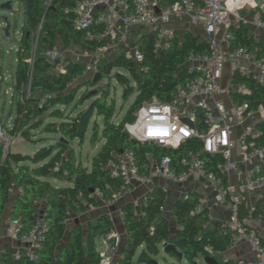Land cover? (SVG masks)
<instances>
[{
	"label": "trees",
	"instance_id": "16d2710c",
	"mask_svg": "<svg viewBox=\"0 0 264 264\" xmlns=\"http://www.w3.org/2000/svg\"><path fill=\"white\" fill-rule=\"evenodd\" d=\"M23 9L25 35L21 49H17V65L11 82L7 85L13 91L14 119L7 129L9 136H20L26 141L33 139V131L43 125L42 131L60 134V138L52 144L39 148L33 156L12 152L8 149L3 156L0 144V232L1 215L12 198L13 190L20 189L14 197L11 207L12 219H19L20 230L26 232L38 220V209L44 203L43 220L46 222L45 237L37 250L38 259L31 261L25 256L15 259L12 250L8 249L0 255L3 264H99L101 256L94 245L95 236L103 233L100 223L89 226L84 238L81 226L74 223L68 226L67 219L71 211L83 210L86 204H94L93 191H99L101 197L108 201L114 193L125 185L119 178L112 177L105 168L108 159L125 149L133 151L136 163L144 170L149 162V155L156 158L167 154L172 157L174 166L180 168L178 159L184 149L197 146L193 140H188L178 149L166 148L154 143L140 142L130 137L124 128L126 123H132L135 112L143 103L156 98L168 102L175 93V88L183 84L189 75L181 69L189 51H207L208 44L197 36L186 33L183 39L174 36L170 48L156 53L154 50L155 35L147 32L140 37L137 44L143 53V60L136 64L124 53L118 54L112 60H101L96 67L99 76L96 81L84 80L75 84L76 80L85 76V64L82 61L68 60L61 66L48 60L43 54L32 58V36L36 30L35 39L42 49L55 45L62 48L75 47L82 52L93 53L108 45L109 40L87 37L86 32L77 29L72 21L75 16L76 0H15ZM129 3L132 0H127ZM174 0H168L171 4ZM161 3V1H160ZM264 20V12L260 13ZM100 28V27H98ZM229 46L257 45L264 50V40L255 41L248 35L246 26L231 27ZM149 39L145 40L144 37ZM121 67L129 76L114 73L112 68ZM122 86V98L126 101L134 95V100L128 111L118 122L113 121L115 100L109 97L111 79ZM249 87L246 94H237L238 99L247 101L252 108L264 102V86L252 84L246 78H240ZM95 93L83 91L81 88L97 85ZM27 86V89H24ZM95 96L92 112L102 118V127L93 123L90 144L95 145L97 139L103 143L92 158L90 168L77 161L72 143L77 137V124L80 111L73 115L76 108L84 101ZM95 102V103H94ZM72 105L69 114H64L59 105ZM201 117L200 114H198ZM45 117L57 118L60 121L44 122ZM89 121L86 124L88 128ZM264 134V124H260ZM264 142L263 138L260 140ZM206 159V169L225 179L216 168L218 156L203 154ZM33 163L31 167L28 163ZM58 170H54L56 165ZM65 179L70 186L54 187L47 179ZM200 193L191 191L183 199L173 201L170 210L174 221L164 213L167 200L166 191L160 186L151 189L150 198L140 204L141 215L136 216L131 203L121 207L123 223L127 231V247L123 258L118 264H153L163 243H173L177 251L182 252V258L193 263L198 255H213L229 245L230 231H222L219 223L207 226L206 209L193 213L192 209L201 199ZM249 209L260 212L264 209V193L259 203L250 207L242 202L239 216L242 218ZM174 222V224H173ZM176 226L175 229L172 227ZM140 248V250H139ZM168 255L180 258L175 252ZM235 264V263H225Z\"/></svg>",
	"mask_w": 264,
	"mask_h": 264
},
{
	"label": "built area",
	"instance_id": "2783aa9c",
	"mask_svg": "<svg viewBox=\"0 0 264 264\" xmlns=\"http://www.w3.org/2000/svg\"><path fill=\"white\" fill-rule=\"evenodd\" d=\"M253 4L248 0H174L164 12L157 13L149 0H132L130 3L127 0H76L72 21L77 29L86 32L87 37L109 39L108 45L96 52H83L74 59L85 64V74L93 75L101 61V50L125 43L138 27L154 33L156 53L170 48L175 33L167 28V23L176 17H187L203 31L207 51H189L181 67L189 78L176 86L170 101L161 102L153 98L143 102L135 112L134 121L126 123L124 128L137 141L166 148L178 149L188 140L197 143L195 147L184 149L178 159V170L172 157L164 154L157 159L156 172L160 177L172 181V184L209 182L216 191L213 206L228 205V216L217 219V223L220 230L230 231L229 245L245 241L257 256L256 260L240 259L235 264H264V241L257 230L264 220V209L260 212L249 209L242 218L239 216L241 195L258 184L252 181L264 169V142L260 141L264 134L259 127L264 124V102L252 108L247 101L235 100L230 95L231 90L243 94L249 92L247 83L240 78L264 86V50L257 45L229 46L231 27L253 24L264 28V20L259 15L247 19L239 14V11ZM222 29L227 31L224 46L217 38V33ZM62 55L57 48H49L43 53L54 62L61 60ZM124 55L136 64L143 60L137 42H131L125 48ZM227 65L232 67V77L223 84L221 80ZM183 118L190 120L194 126L183 122ZM0 144L4 156L9 149L10 139L2 132L1 123ZM203 154L220 158L216 168L224 180L206 169ZM148 163L141 170L130 149L122 150L108 159L105 168L125 185L106 203L112 204L130 193V184H149L152 176L146 171ZM58 168L57 164L54 170ZM241 168L245 171L246 187L242 183H230V176ZM93 195L99 197L101 194L93 191ZM133 202L138 205L137 200ZM203 209H206V217L213 219L211 206L208 207L204 200L194 205L192 212L198 213ZM46 227V222L38 218L29 230L22 232L19 219H11L5 230L0 232V238L7 235L19 240L21 248L14 251L13 258L25 256L36 261ZM99 264H107V259L101 258Z\"/></svg>",
	"mask_w": 264,
	"mask_h": 264
},
{
	"label": "crops",
	"instance_id": "0c3cea01",
	"mask_svg": "<svg viewBox=\"0 0 264 264\" xmlns=\"http://www.w3.org/2000/svg\"><path fill=\"white\" fill-rule=\"evenodd\" d=\"M149 1L154 5L157 13L164 12L169 5L168 0H149ZM248 1L249 3H254V4L253 6L247 7L246 10L248 11L249 14L247 16H244L245 18L250 19V17L254 15L260 16V13L264 12V0H248ZM167 28L172 29L175 33V36L178 37L179 39H183L186 33H191L194 36H197L199 40L207 41L203 31L199 28V26L192 23L187 17H184V16L176 17L173 20H171L169 23H167ZM246 28L248 31V35L254 38L255 41L264 40V28H259L253 24L247 25ZM226 32H227L226 30L224 31L222 29L217 33V38L219 36L218 39L221 41V45L223 46L225 45L224 35ZM144 34H146L145 29L138 27L133 31V33H131L129 40H131V42H137L138 39L142 37ZM58 49L62 51L60 48V45H58ZM66 54L69 55V53H66ZM64 62L65 61H63L62 63ZM59 66H61V64ZM231 68L232 67L230 65L226 66L224 70L223 78L221 80L223 84H225L228 81V79L232 77L230 74ZM236 92L237 91L235 90H231V93H230L232 98H234L235 100L238 99ZM259 124L260 123H258V125ZM43 133L52 134L49 132H43ZM52 143L53 141L48 143L47 145L45 143H42V144H44L45 146H48ZM102 143H103V140H101L99 143L96 142L93 147H98V150H99ZM21 154L29 155L27 153H21ZM33 155H30V156H33ZM157 159L158 158L152 155H149V163H148L149 167L146 169V171L149 172L152 176L151 182L149 184L147 185L130 184L129 186L132 188V191L128 194H125L121 199L116 200L112 204H107L106 200H104L101 197V195L99 197L95 196L94 204H86L85 209L78 210L76 212L74 211L70 212L69 218L67 219L68 226L74 223L79 224L81 226V230H82L84 238L87 235L86 233H87L89 226H94L97 223H100L101 230L103 231V233L95 236L94 245H95L96 250L99 252L101 258L107 259V264H118L119 261L123 258V253L127 247L128 235H127V231L124 226V223H123V216L121 212L122 205L124 203H131L135 211V215L140 216L141 215V211H140L141 201L147 202L149 200V199L147 200L145 199V195L147 194L148 191L151 190L152 185L162 187L166 191L167 199L169 198V196L172 197V202L176 201L177 199L185 198L187 194L191 191H196L200 193L201 195L200 199L204 200L208 207L211 206V210L213 213V219H208L207 224H206L207 226L214 225L215 223H217V219L226 216L227 212L225 210L226 209L228 210V205H221L219 207L213 206L211 195L214 196L216 194V191H214V189H213V192H209V190H207L206 188L208 184L207 181H204V180L199 181V182L188 181L183 184H177V183L172 184V181H170L169 179L166 180L165 178L160 177L157 174L156 172ZM28 164L31 167H34L33 163L29 162ZM90 165L91 163L84 165V166L90 168ZM237 174H238V171L233 173L230 176V183L235 184L237 182V179H238ZM47 180L54 187L70 186V183L65 179V177L61 179L48 178ZM18 191H20V189L18 188L13 190L12 198L9 201V203L6 205L4 211L2 212L1 233L9 225L10 220L12 219L11 207L14 201V197ZM262 192L263 190L260 191L258 194L257 193L255 194L254 192H247L246 195H244L243 193L241 195L242 202L246 203L250 207H254L259 203ZM134 200L138 201V205H134V202H133ZM43 216H44V203L41 202L39 204V209H38V218L43 219ZM171 221H174V218ZM175 227L176 226H173L172 228L175 229ZM257 230L259 231L264 241V220L261 222ZM20 248H21V244L17 238L10 237L7 235H3L0 238V255L2 252L7 251L8 249H11L12 254H13L16 249H20ZM163 254L165 253L163 252V247H162L160 253L154 257V259L158 261V264H160L159 262L160 259L161 260L165 259L163 257ZM216 255L218 256V258L223 264L228 263V262L235 263L237 260H240V259H245V260H256L257 259L256 253L251 248L249 243L245 241L239 242L234 246L228 245L226 248L219 251ZM0 264H3L1 261V258H0Z\"/></svg>",
	"mask_w": 264,
	"mask_h": 264
},
{
	"label": "rangeland",
	"instance_id": "374dc122",
	"mask_svg": "<svg viewBox=\"0 0 264 264\" xmlns=\"http://www.w3.org/2000/svg\"><path fill=\"white\" fill-rule=\"evenodd\" d=\"M11 2V10H3L0 9V123L2 125V132L6 133L8 135L7 129L12 126V122L15 116L14 113V107H13V91L10 87L7 85L11 82L13 74L15 72V68L17 65V49H21L23 44V38L25 35V30L23 27L24 19H23V9L22 7L16 2L15 0H0V6L7 2ZM239 14L241 16H247L249 13L248 11L242 10L239 11ZM8 18V22L10 23L9 27V35L6 36L4 32L5 23L3 20V17ZM252 16V15H251ZM147 33V32H146ZM36 30H34L31 33L32 36V58L39 54H43L47 49H42L38 46V43L35 39ZM146 35V34H144ZM219 35V34H218ZM219 38V36H218ZM145 40H148L149 37L145 36ZM131 45V40H127L125 43L115 44L114 46L106 49L101 50V60H112L114 59L118 54L124 53L125 48L129 47ZM51 48H57L58 45H55ZM61 48L62 52V58L61 60H58L59 65L63 61L67 60H74L78 55H82V51L78 50L75 47H69V48ZM66 53H69L67 55ZM114 73L118 74H125L129 76V73L121 68V67H114L111 70L110 75H113ZM93 78L92 73H86L84 77L80 78L79 80H76L75 84L78 82H82L84 80H91ZM129 81L133 83V79L129 76ZM104 82H100L97 85L89 86L87 88H81L78 91L77 95H80L83 91H90V93L94 94L95 89L98 86H104ZM24 89H27V86H24ZM122 86L116 81V79H111L110 87H109V97L108 101L111 99L115 100V111L113 114V121L118 122L121 120L122 116L128 111L130 105L132 104L134 100V95L129 96V98L125 101L122 98ZM91 95V94H90ZM95 100V96L91 95L90 98L86 99L84 103L76 108V110L73 112V115L76 113L86 110L90 104ZM73 103L65 107L64 105H59L60 109L63 111L64 114H69L70 110L72 109ZM91 119L89 120L88 130L86 131V134L84 136L83 142L79 143L78 140L74 141L72 143L73 149L76 154L77 161H81L83 165L90 164L92 161V158L96 155L98 152V147H93L90 144V136H91V128L93 123L96 122L99 129L102 127V118L101 116H98L95 111L92 112ZM55 121L59 122L60 120L57 118H48L45 117L44 122L47 121ZM43 125H41L39 128L35 129L33 131V139L31 141H26L25 139L21 138L20 136H9L10 139V145L9 150L13 152L18 153H27L29 155H33L39 148H41L45 143L46 145L50 142H56L61 136L60 134H46L42 131ZM100 139H97L96 142H100ZM95 142V143H96ZM45 146V145H44ZM43 146V147H44ZM34 152V153H33ZM33 153V154H32ZM245 171L244 169H240L237 174V182L236 183H242L244 187H246L245 183ZM264 178V169L263 172L256 177H254L252 183H257L258 180H261ZM56 185V184H55ZM58 185V184H57ZM174 186V185H173ZM207 190L209 192H213L212 186L207 184ZM247 189V188H246ZM264 190V182L257 184L256 186L249 187L244 195H246L247 192H254L255 194L259 193L260 191ZM151 194V190L147 192L145 195V199H149ZM212 201L215 200V195H211ZM145 202V201H141ZM172 204V197L169 196V198L166 200L165 207H164V213L172 220L173 216L170 212V206ZM224 207V206H222ZM226 216L229 214V210H225ZM163 257L165 259L159 260L160 264H193L194 262H197V264H206L203 261V256L200 254L198 257L194 260L193 263L187 261L185 258H178L173 257L168 254H163ZM218 258V256H217ZM219 259V258H218Z\"/></svg>",
	"mask_w": 264,
	"mask_h": 264
},
{
	"label": "water",
	"instance_id": "95a60500",
	"mask_svg": "<svg viewBox=\"0 0 264 264\" xmlns=\"http://www.w3.org/2000/svg\"><path fill=\"white\" fill-rule=\"evenodd\" d=\"M259 5V4H258ZM0 9H3V10H11V2L10 1H7L5 3H3L1 6H0ZM3 20H4V23H5V27H4V32H5V35L8 36L9 35V27H10V23L8 22V18L7 17H3ZM107 41L109 39H106ZM57 64H59L58 61H56ZM63 63H61L62 65ZM182 70H184L183 68H181ZM99 74L98 73H95V76L93 78L94 81L97 80ZM236 94H240L239 92H236ZM95 103V102H94ZM92 115V105H90L80 116L79 120H78V124H77V137L78 138H82L83 136H85V133H86V124L87 122L91 119V116ZM183 122L187 123L190 127H193V123L186 119V118H183L182 119ZM264 182V178H262L261 180H258V184ZM154 186L152 185L151 186V189L153 188ZM90 192H93V189H90ZM264 193V190L263 192ZM163 247V252L168 254L170 251H173L175 252L180 258H182V252H179L177 251L175 245L173 243H163L162 245ZM203 261L204 263L206 264H223L220 259H218L217 257L213 256V255H206V256H203ZM153 264H158V261L157 260H152L151 261ZM193 264H197V262H194Z\"/></svg>",
	"mask_w": 264,
	"mask_h": 264
}]
</instances>
